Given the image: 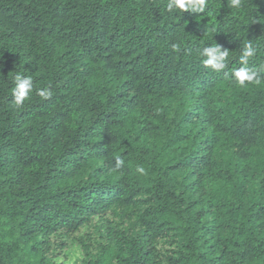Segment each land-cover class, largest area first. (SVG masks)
<instances>
[{
  "label": "trees",
  "instance_id": "obj_1",
  "mask_svg": "<svg viewBox=\"0 0 264 264\" xmlns=\"http://www.w3.org/2000/svg\"><path fill=\"white\" fill-rule=\"evenodd\" d=\"M166 3L0 0V264H264V0Z\"/></svg>",
  "mask_w": 264,
  "mask_h": 264
},
{
  "label": "clouds",
  "instance_id": "obj_2",
  "mask_svg": "<svg viewBox=\"0 0 264 264\" xmlns=\"http://www.w3.org/2000/svg\"><path fill=\"white\" fill-rule=\"evenodd\" d=\"M208 0H167L165 5L168 12L175 11L177 14L185 12H198L204 13ZM230 6L235 9L242 7V0H230ZM256 23V22H254ZM174 50L180 49V44H174ZM202 57H204L202 63L205 67L212 69L216 73H223L229 68L228 56L229 51L222 50L221 46L214 43L211 46H206L201 52ZM256 55V47L250 41L243 44V50L240 55L239 68H233L230 70V75L234 81L240 86L245 87L246 84H259L260 81L258 77V69L249 67L250 58ZM264 70V69H261ZM15 87L12 89L14 105L17 108H21L27 101H29L35 92L43 100H48L52 97L53 91L51 90V85L43 88H36L33 77L30 75H25L22 72H17L14 76ZM124 164L122 159L116 160L115 169L117 171ZM136 171L140 174L146 175V170L143 166H138ZM75 258V257H73Z\"/></svg>",
  "mask_w": 264,
  "mask_h": 264
},
{
  "label": "rangeland",
  "instance_id": "obj_3",
  "mask_svg": "<svg viewBox=\"0 0 264 264\" xmlns=\"http://www.w3.org/2000/svg\"><path fill=\"white\" fill-rule=\"evenodd\" d=\"M81 259H82L81 251L78 248H75L69 252V259L66 262V264H80Z\"/></svg>",
  "mask_w": 264,
  "mask_h": 264
}]
</instances>
